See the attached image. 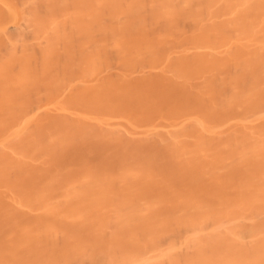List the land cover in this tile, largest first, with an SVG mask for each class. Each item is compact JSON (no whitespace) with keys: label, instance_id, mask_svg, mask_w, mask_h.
<instances>
[{"label":"bare ground","instance_id":"obj_1","mask_svg":"<svg viewBox=\"0 0 264 264\" xmlns=\"http://www.w3.org/2000/svg\"><path fill=\"white\" fill-rule=\"evenodd\" d=\"M0 264H264V0H0Z\"/></svg>","mask_w":264,"mask_h":264}]
</instances>
